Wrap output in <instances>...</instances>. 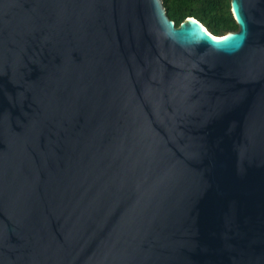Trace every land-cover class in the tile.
I'll list each match as a JSON object with an SVG mask.
<instances>
[{
  "label": "water",
  "instance_id": "95a60500",
  "mask_svg": "<svg viewBox=\"0 0 264 264\" xmlns=\"http://www.w3.org/2000/svg\"><path fill=\"white\" fill-rule=\"evenodd\" d=\"M232 13L0 0V264H264V0Z\"/></svg>",
  "mask_w": 264,
  "mask_h": 264
},
{
  "label": "trees",
  "instance_id": "16d2710c",
  "mask_svg": "<svg viewBox=\"0 0 264 264\" xmlns=\"http://www.w3.org/2000/svg\"><path fill=\"white\" fill-rule=\"evenodd\" d=\"M167 16L177 27L189 18L199 21L215 37L239 31L232 0H161Z\"/></svg>",
  "mask_w": 264,
  "mask_h": 264
}]
</instances>
